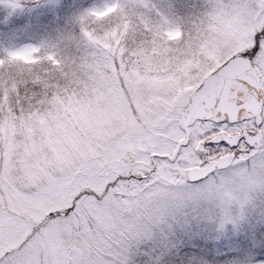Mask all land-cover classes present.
<instances>
[{
  "label": "snow or ice",
  "instance_id": "obj_1",
  "mask_svg": "<svg viewBox=\"0 0 264 264\" xmlns=\"http://www.w3.org/2000/svg\"><path fill=\"white\" fill-rule=\"evenodd\" d=\"M77 24L0 55V264H132L170 203L264 185V0H111Z\"/></svg>",
  "mask_w": 264,
  "mask_h": 264
},
{
  "label": "rangeland",
  "instance_id": "obj_2",
  "mask_svg": "<svg viewBox=\"0 0 264 264\" xmlns=\"http://www.w3.org/2000/svg\"><path fill=\"white\" fill-rule=\"evenodd\" d=\"M14 1L15 0H8V5ZM26 1L27 0H23V2ZM80 1L81 0H49L48 2L40 3L34 7H26L20 4V7L15 6L12 9L4 3V7L0 8V13L2 10H9L11 14L6 17L3 26V28L6 29V34L0 36V55L24 47H37L31 42H20V40H16L14 36L16 35L17 37H20V35L27 32L34 37H38V35H42L41 30L45 29L53 21H59L62 18L63 23L68 24V26L65 27V30L69 31L68 28H71V30L75 29L73 32L70 30V34H75L78 32L77 20L83 13L93 8L102 7L111 2V0H97V2L94 1L87 3L85 9L78 13L74 12L73 15L67 18L65 16L66 10L71 6L77 5ZM82 1L85 2L87 0ZM48 14L50 15L48 18L43 21H37L41 20ZM11 18L15 19L16 25L15 22L11 23ZM31 18L36 20L37 23L35 22V24H33L34 20H31ZM75 25H77L76 28L74 27ZM10 28L13 30L8 31ZM37 31L41 32L38 33ZM68 35L69 34L64 31L60 34L57 31H53L52 34L48 35V39L39 38V40L47 41V47L50 48L56 46ZM185 190L194 191L193 186L191 185L185 186ZM204 200L208 202V209L204 207L200 213H197L196 209H201L200 205ZM187 209L191 212L190 215L185 213ZM214 209H218L219 217L221 213L224 215L227 213V220L221 222L220 219H215L214 215L210 212ZM209 218L212 221L214 220V222L210 225L211 228L206 231L207 236L203 239H199L196 245L188 251H181L182 245L180 244L182 243V239L179 236L178 230L174 228L183 226L186 223L191 226L199 225L201 222H206ZM225 223L236 229L264 228V185L260 183L252 185L246 196L242 198L240 204H234L228 208L221 206L218 201L205 197L196 198L185 196L181 200L170 203L167 210L142 235L154 239L156 243H160L157 239H162L166 234L171 235L163 240V242L166 243L163 245L171 246L173 248L170 251H161V249L151 250L149 248L138 256H143L148 259V264H185L186 262H184V258L187 255H192L193 258L199 259L198 261L203 263H206V261L210 262L213 255L210 253L209 247L217 242L222 235H228ZM153 227L155 228L154 233L152 232ZM196 229L200 230L201 228ZM260 235V245L256 246L257 249L264 248V231L260 233ZM139 239L133 241L132 244L137 243ZM147 241L148 240L144 238L140 242L144 245ZM169 253L171 256L167 259ZM231 255L232 257H236V260L240 259L242 264H249L254 257L250 251L234 250ZM250 264H264V258H255Z\"/></svg>",
  "mask_w": 264,
  "mask_h": 264
},
{
  "label": "trees",
  "instance_id": "obj_3",
  "mask_svg": "<svg viewBox=\"0 0 264 264\" xmlns=\"http://www.w3.org/2000/svg\"><path fill=\"white\" fill-rule=\"evenodd\" d=\"M43 0H30L26 3H23L22 6L31 7L33 5H38L42 3ZM86 3V2H85ZM156 3H159V0L156 1ZM31 20H34L31 18ZM12 21L15 22V19H12ZM3 27L0 26V30ZM68 30H65L63 28L60 33L63 31L67 34L70 33V28ZM51 33V32H50ZM59 33V32H58ZM59 33V34H60ZM206 200V199H205ZM202 201V204L200 205L201 209L198 208L197 213H200L202 211V208L206 207L208 209V202ZM195 210V211H196ZM211 214L214 215L215 219H220L221 222H224L227 220V214H218V209H214L210 211ZM186 214L190 215L191 212L187 209L185 211ZM211 218V217H210ZM207 219L206 222H201L199 225L191 226L189 224H184L183 226H179L177 228H174L178 230L179 236L182 239L181 251H188L189 249L193 248L197 241L199 239H203L207 236L206 231H208L211 227L210 225L214 222L211 219ZM226 226V232L228 235H222L220 239L215 242L212 246L209 247L210 253H212L214 259V264H238L240 259L236 260V257H232V252L234 250L237 251H250V249H254L260 245V233L264 231V228H242V229H236L234 227H230L228 224L225 223ZM196 228H201L200 230H197ZM152 232H155V228H152ZM171 235L166 234L162 239H157L160 243H156L154 239H151L149 237L141 235L139 241L135 244H132L129 249V256L128 258L132 261V264H148V259H146L143 256H138L139 254L145 252L146 249L151 250H164V251H170L173 247L171 246H164L166 243L163 242V240L166 237H170ZM146 238L148 241L144 243V245L141 244V240ZM164 244V245H163ZM170 253L167 257V259L170 257ZM200 257V255H199ZM166 259V260H167ZM164 260V259H163ZM198 262V259L194 258L192 261H187V264H196Z\"/></svg>",
  "mask_w": 264,
  "mask_h": 264
}]
</instances>
